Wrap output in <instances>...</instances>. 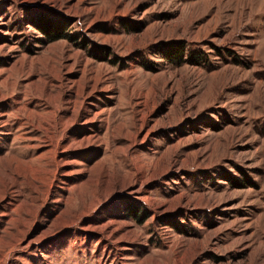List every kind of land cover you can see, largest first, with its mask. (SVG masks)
Wrapping results in <instances>:
<instances>
[{
	"label": "rangeland",
	"instance_id": "374dc122",
	"mask_svg": "<svg viewBox=\"0 0 264 264\" xmlns=\"http://www.w3.org/2000/svg\"><path fill=\"white\" fill-rule=\"evenodd\" d=\"M0 264H264V0H0Z\"/></svg>",
	"mask_w": 264,
	"mask_h": 264
},
{
	"label": "trees",
	"instance_id": "16d2710c",
	"mask_svg": "<svg viewBox=\"0 0 264 264\" xmlns=\"http://www.w3.org/2000/svg\"><path fill=\"white\" fill-rule=\"evenodd\" d=\"M59 37H55L54 39H57ZM52 39V40H54ZM183 51H184V46L181 45V47H173L171 48V46H167L166 48H164V54L166 56V58L170 61H174L176 62H180V61H184V57H183ZM175 58V59H174ZM177 58V59H176ZM197 61H199V58L198 59H194Z\"/></svg>",
	"mask_w": 264,
	"mask_h": 264
}]
</instances>
